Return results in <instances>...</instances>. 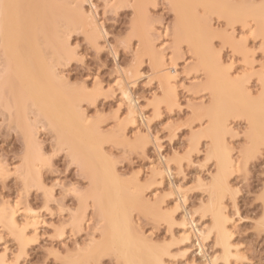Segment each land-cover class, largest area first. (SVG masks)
Wrapping results in <instances>:
<instances>
[{
  "label": "snow or ice",
  "instance_id": "6c2138e0",
  "mask_svg": "<svg viewBox=\"0 0 264 264\" xmlns=\"http://www.w3.org/2000/svg\"><path fill=\"white\" fill-rule=\"evenodd\" d=\"M13 35L0 264H184L189 220L207 264H253L232 253L264 238V0H0Z\"/></svg>",
  "mask_w": 264,
  "mask_h": 264
},
{
  "label": "rangeland",
  "instance_id": "374dc122",
  "mask_svg": "<svg viewBox=\"0 0 264 264\" xmlns=\"http://www.w3.org/2000/svg\"><path fill=\"white\" fill-rule=\"evenodd\" d=\"M142 88V85L140 86ZM5 147V140L3 135H0V154L3 153V149ZM10 148L11 146L8 145ZM258 163V162H257ZM175 171V170H174ZM190 178L196 175V173L189 171ZM175 179L178 181L179 177L176 176ZM189 198L192 200L194 203L192 204L191 207H189V211L192 212V209L195 207V201H198L199 197L195 195V193H189ZM11 196V188H9V194L8 196H4V193L2 189H0V199H7ZM259 212V209H255L247 213L248 215L251 216H256L257 213ZM179 217L181 218L183 216L182 213H178ZM183 218H181L182 220ZM198 222V221H197ZM199 224V223H198ZM253 228L256 227V225L252 226ZM183 229H174V234L176 236L177 241L180 240V237L182 234ZM194 237L191 239V244H192V251L189 252V255L187 257H180L181 260L184 261V264H188L189 259L191 260L192 258L196 261L197 264H207V258L204 257L208 253V255L213 253V248L210 246L213 242L209 241L207 243H203L205 247L204 253H207L202 255L199 253L200 249L198 246H195V241H196V236L193 235ZM236 244L239 245H244L245 248L241 250L243 256H247L249 260L253 261V264H258L259 260L261 259L262 253H264V238H261L259 231L255 232H250L248 231L247 227L238 230V235L236 236ZM185 245H181L179 243L176 244L175 252L182 251L184 250ZM210 256V257H211ZM204 257V258H203ZM213 257V256H212ZM199 263H198V261ZM193 261V260H192Z\"/></svg>",
  "mask_w": 264,
  "mask_h": 264
},
{
  "label": "bare ground",
  "instance_id": "6f19581e",
  "mask_svg": "<svg viewBox=\"0 0 264 264\" xmlns=\"http://www.w3.org/2000/svg\"><path fill=\"white\" fill-rule=\"evenodd\" d=\"M8 2L30 3V2H36V0H8ZM41 2H44V0H41ZM126 2H132V0H126ZM24 61H25V56L23 54V43L19 42L16 36L13 35L9 38H0V73H3L5 70H9L14 76L19 77L23 71ZM2 109H3V105L0 104V113H2ZM189 213L191 212L189 211ZM181 218H183V216ZM198 223L199 221L198 222L196 221V227H199ZM200 230L203 231V229ZM181 233L182 234L180 235L189 236L190 241L194 237L193 235L196 236V231L192 226L191 220H189L188 222V227L186 229H183ZM200 247H203L205 251L206 246H204L203 243L198 248L200 249ZM232 255L243 256L241 250L239 252L234 251ZM210 256L211 254L208 255V253L204 255V257L207 259L213 258L212 256L211 257ZM191 260L195 261L196 259L194 260L192 258Z\"/></svg>",
  "mask_w": 264,
  "mask_h": 264
}]
</instances>
